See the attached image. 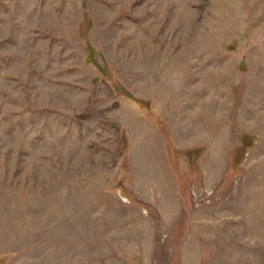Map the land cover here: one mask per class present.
Segmentation results:
<instances>
[{"label": "rangeland", "instance_id": "rangeland-1", "mask_svg": "<svg viewBox=\"0 0 264 264\" xmlns=\"http://www.w3.org/2000/svg\"><path fill=\"white\" fill-rule=\"evenodd\" d=\"M0 264H264V0H0Z\"/></svg>", "mask_w": 264, "mask_h": 264}]
</instances>
